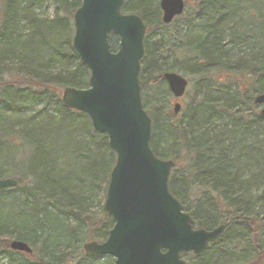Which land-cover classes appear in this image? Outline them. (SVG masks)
<instances>
[{
  "label": "trees",
  "instance_id": "obj_1",
  "mask_svg": "<svg viewBox=\"0 0 264 264\" xmlns=\"http://www.w3.org/2000/svg\"><path fill=\"white\" fill-rule=\"evenodd\" d=\"M80 2L0 0V180L16 182L0 191V264H112L86 257L82 245L103 242L112 228L101 209L115 156L86 116L60 103L62 90L88 83L71 49ZM47 3L50 16L40 13ZM122 13L146 27L139 83L162 89L163 104L146 113L151 150L178 168L169 192L195 228L228 222L200 256H180L190 255L189 264H264V117L253 103L264 94V0H198L199 35L175 49L155 38L164 27L158 0H130ZM109 42L114 52L117 38ZM213 69L245 84H221L208 77ZM169 72L190 78L179 122L166 105ZM11 241L31 253L10 251Z\"/></svg>",
  "mask_w": 264,
  "mask_h": 264
},
{
  "label": "water",
  "instance_id": "obj_2",
  "mask_svg": "<svg viewBox=\"0 0 264 264\" xmlns=\"http://www.w3.org/2000/svg\"><path fill=\"white\" fill-rule=\"evenodd\" d=\"M123 4L124 0H81L72 16L71 49L89 77L86 89L62 90L60 103L86 116L92 130L105 135L115 156L101 209L112 220V228L103 242L83 244L82 252L86 257H110L112 264H187L180 254L200 256L228 222L210 231L195 228L169 192L174 163L157 158L151 150V120L140 95L146 27L138 16L122 13ZM158 5L163 25L180 17L185 8L183 0H159ZM110 36L117 38L114 52ZM162 78L173 98L184 96L188 86L184 77L169 72ZM253 103L264 117V94ZM179 110L175 104L173 114ZM15 186L12 179L0 180V191ZM8 249L31 253L17 241Z\"/></svg>",
  "mask_w": 264,
  "mask_h": 264
},
{
  "label": "rangeland",
  "instance_id": "obj_3",
  "mask_svg": "<svg viewBox=\"0 0 264 264\" xmlns=\"http://www.w3.org/2000/svg\"><path fill=\"white\" fill-rule=\"evenodd\" d=\"M130 0H124V4H127V2ZM198 0H184L185 8H184V13L178 19H176L172 24L167 25L162 27L159 30H155V38H162L163 41L166 43L172 45V48L175 49V46H182V44H189L190 42L194 41L195 37L199 35V28L198 25L196 24V18L194 17L196 5H197ZM159 4V0H158ZM40 13L45 16H50L52 13V6L51 4L47 3L45 4L44 7L41 8ZM193 23V26L191 27L190 24ZM191 44L189 45V47ZM178 48V47H176ZM198 49L199 46L196 45V43H193V47L191 46V50L193 53L198 54ZM177 50V49H176ZM211 72L208 74L209 78H215L219 81H221V84H227L228 86H239L242 88V84H245V81L239 80L240 77L236 76L235 80L233 79H228L227 80V75L224 73V71H216V70H210ZM184 78H186L188 81L190 78L188 76H185L181 74ZM237 80V81H236ZM17 85H25V83L22 82H17ZM165 88L167 89L166 84L164 85ZM189 90V87L188 89ZM248 91L251 89H247ZM162 89L159 87H153L149 88L146 90H141L140 95H141V100L143 106L145 107V111H151L152 108L156 107L157 105L163 104L162 98L159 97L158 94L161 93ZM61 95V93H60ZM145 100V103H144ZM187 96L184 95L177 101V104L181 106V109L177 113V115L173 114V105L175 104V101L172 100L171 96H168V101L166 105L168 106V110L171 114L174 116V121L179 122V120L182 117V112H183V107L184 104L187 103ZM257 112H260V108H257ZM11 149V148H10ZM10 164L13 163V161H8ZM172 170H175L173 168ZM178 168H176L175 172H177ZM8 179V178H4ZM197 195L199 196L200 193L197 189L193 191L192 194V199L197 198ZM184 261H186L188 264L190 263V255H187V257H181ZM113 262V261H112Z\"/></svg>",
  "mask_w": 264,
  "mask_h": 264
},
{
  "label": "flooded vegetation",
  "instance_id": "obj_4",
  "mask_svg": "<svg viewBox=\"0 0 264 264\" xmlns=\"http://www.w3.org/2000/svg\"><path fill=\"white\" fill-rule=\"evenodd\" d=\"M160 11V10H159ZM183 13H184V11H183ZM183 13H182V15H183ZM176 19H178V17L177 18H175L170 24H172ZM160 20H161V12H160ZM169 24V25H170ZM164 26H167V25H164ZM167 86V85H166ZM170 96H171V94H170ZM171 98H172V100L173 101H175V103H177V101L179 100V99H181V98H179V99H175V98H173L172 96H171ZM175 105V104H174ZM20 254H25V253H20ZM25 255H27V254H25Z\"/></svg>",
  "mask_w": 264,
  "mask_h": 264
},
{
  "label": "bare ground",
  "instance_id": "obj_5",
  "mask_svg": "<svg viewBox=\"0 0 264 264\" xmlns=\"http://www.w3.org/2000/svg\"><path fill=\"white\" fill-rule=\"evenodd\" d=\"M184 1V0H183ZM190 26L192 27L193 26V23L190 24ZM165 74V73H164ZM163 76V75H162ZM163 80V78H162ZM164 81V80H163ZM165 83V82H164ZM192 255V254H191ZM186 262V261H185ZM187 263V262H186ZM188 264V263H187Z\"/></svg>",
  "mask_w": 264,
  "mask_h": 264
}]
</instances>
